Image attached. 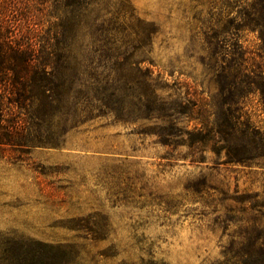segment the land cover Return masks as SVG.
Here are the masks:
<instances>
[{"label":"rangeland","instance_id":"374dc122","mask_svg":"<svg viewBox=\"0 0 264 264\" xmlns=\"http://www.w3.org/2000/svg\"><path fill=\"white\" fill-rule=\"evenodd\" d=\"M127 1L158 30L153 56L172 87L164 94L210 98L216 87L201 64L199 18L218 10L215 0ZM130 9L120 13L129 18ZM244 38L258 47L255 34ZM250 109L264 120L257 98ZM128 116H98L75 128L66 116L45 134L48 143L34 138L44 126H31L28 146L0 143V241L67 246L70 264H245L260 252L264 169L164 144L154 122Z\"/></svg>","mask_w":264,"mask_h":264},{"label":"trees","instance_id":"16d2710c","mask_svg":"<svg viewBox=\"0 0 264 264\" xmlns=\"http://www.w3.org/2000/svg\"><path fill=\"white\" fill-rule=\"evenodd\" d=\"M215 5L217 11L199 18L201 64L216 87L207 98L164 94L172 87L153 56L158 30L135 16L127 0H0V143L28 146L31 126H44L34 138L48 143L42 139L57 118L60 125L67 116L75 128L129 113L134 122H154L164 144L187 143L194 155L210 150L224 154V164L264 169V120L250 109L257 98L264 113V0ZM120 6L131 8L129 18ZM245 34L256 35L257 48ZM57 135L58 146L63 134ZM260 248L245 264H264V243ZM70 252L8 237L0 241V264H70Z\"/></svg>","mask_w":264,"mask_h":264}]
</instances>
